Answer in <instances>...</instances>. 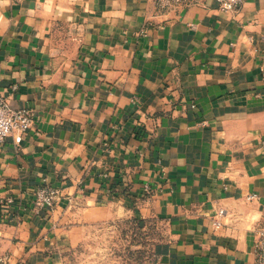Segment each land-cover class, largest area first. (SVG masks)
<instances>
[{
  "label": "crops",
  "instance_id": "obj_1",
  "mask_svg": "<svg viewBox=\"0 0 264 264\" xmlns=\"http://www.w3.org/2000/svg\"><path fill=\"white\" fill-rule=\"evenodd\" d=\"M0 96L34 113L0 143V264H59L126 212L166 224L155 264H256L264 0H0Z\"/></svg>",
  "mask_w": 264,
  "mask_h": 264
},
{
  "label": "rangeland",
  "instance_id": "obj_2",
  "mask_svg": "<svg viewBox=\"0 0 264 264\" xmlns=\"http://www.w3.org/2000/svg\"><path fill=\"white\" fill-rule=\"evenodd\" d=\"M168 236L161 219L126 212L94 226L59 264H155L157 247Z\"/></svg>",
  "mask_w": 264,
  "mask_h": 264
},
{
  "label": "built area",
  "instance_id": "obj_3",
  "mask_svg": "<svg viewBox=\"0 0 264 264\" xmlns=\"http://www.w3.org/2000/svg\"><path fill=\"white\" fill-rule=\"evenodd\" d=\"M197 0H154L155 9L158 14H167L187 7ZM224 12L236 9L243 0H214ZM194 107V105H192ZM34 123V113L26 107L13 106L6 98L0 96V143L8 137H13L16 143H21L26 133ZM146 196L152 194L149 184L144 186ZM61 197L58 187L44 184L34 194V207L37 210L52 208ZM221 210L219 215H223ZM221 222H215V227L220 228ZM256 264H264V228L257 233L255 242Z\"/></svg>",
  "mask_w": 264,
  "mask_h": 264
}]
</instances>
